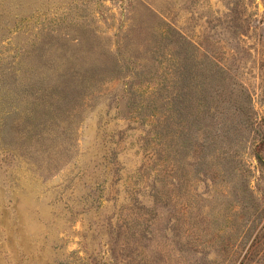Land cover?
Listing matches in <instances>:
<instances>
[{"label":"rangeland","instance_id":"rangeland-1","mask_svg":"<svg viewBox=\"0 0 264 264\" xmlns=\"http://www.w3.org/2000/svg\"><path fill=\"white\" fill-rule=\"evenodd\" d=\"M0 264H264V0H0Z\"/></svg>","mask_w":264,"mask_h":264}]
</instances>
